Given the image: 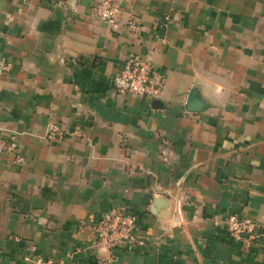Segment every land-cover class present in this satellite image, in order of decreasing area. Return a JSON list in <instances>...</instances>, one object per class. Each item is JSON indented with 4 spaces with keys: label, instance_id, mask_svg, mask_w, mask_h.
Wrapping results in <instances>:
<instances>
[{
    "label": "crops",
    "instance_id": "0c3cea01",
    "mask_svg": "<svg viewBox=\"0 0 264 264\" xmlns=\"http://www.w3.org/2000/svg\"><path fill=\"white\" fill-rule=\"evenodd\" d=\"M94 1L0 0V139L24 160L0 154V264H264L218 223L264 224V0H114L139 33ZM130 55L164 75L158 97L115 91ZM115 206L135 250L80 231Z\"/></svg>",
    "mask_w": 264,
    "mask_h": 264
},
{
    "label": "built area",
    "instance_id": "2783aa9c",
    "mask_svg": "<svg viewBox=\"0 0 264 264\" xmlns=\"http://www.w3.org/2000/svg\"><path fill=\"white\" fill-rule=\"evenodd\" d=\"M121 6L114 0H95L90 15L110 25L114 32L126 30L139 33L142 26L139 19L130 17L125 24L120 22ZM164 75L155 68L150 59L130 55L120 71L112 80L115 91L120 95L133 94L139 97L154 99L159 96L164 87ZM50 141L62 140L64 134L59 129L50 125L46 134ZM16 137L0 139V154H14L17 162L24 160L18 153ZM227 232L241 243L245 250H264V224L253 222L236 214H228L218 220ZM137 216L130 213L126 207L115 206L97 223L84 222L80 231H86L93 247L96 250L116 249L135 250L140 244L137 236ZM32 264H77V262L64 263L57 258H42L35 250Z\"/></svg>",
    "mask_w": 264,
    "mask_h": 264
},
{
    "label": "water",
    "instance_id": "95a60500",
    "mask_svg": "<svg viewBox=\"0 0 264 264\" xmlns=\"http://www.w3.org/2000/svg\"><path fill=\"white\" fill-rule=\"evenodd\" d=\"M201 106H202V103L199 102V100H195L194 102H191L188 105V108L187 109L190 110V111H197V110H200L201 109Z\"/></svg>",
    "mask_w": 264,
    "mask_h": 264
}]
</instances>
